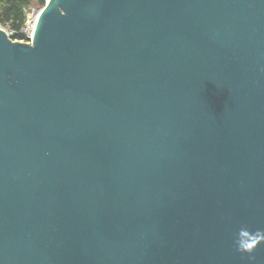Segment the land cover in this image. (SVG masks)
Masks as SVG:
<instances>
[{
  "label": "water",
  "instance_id": "obj_1",
  "mask_svg": "<svg viewBox=\"0 0 264 264\" xmlns=\"http://www.w3.org/2000/svg\"><path fill=\"white\" fill-rule=\"evenodd\" d=\"M0 264H264V0L0 27Z\"/></svg>",
  "mask_w": 264,
  "mask_h": 264
},
{
  "label": "trees",
  "instance_id": "obj_2",
  "mask_svg": "<svg viewBox=\"0 0 264 264\" xmlns=\"http://www.w3.org/2000/svg\"><path fill=\"white\" fill-rule=\"evenodd\" d=\"M46 0H0V26L14 32L13 40H23L20 33L26 24V11L32 6L42 8Z\"/></svg>",
  "mask_w": 264,
  "mask_h": 264
},
{
  "label": "built area",
  "instance_id": "obj_3",
  "mask_svg": "<svg viewBox=\"0 0 264 264\" xmlns=\"http://www.w3.org/2000/svg\"><path fill=\"white\" fill-rule=\"evenodd\" d=\"M29 14L27 13V11H26V24H25V27L23 28V30L20 32L23 36H24V39L23 40H18V41H21V42H28L29 41V39H30V37H31V35H32V30H33V26H34V22H35V19H36V15H35V17L34 18H32V19H30L29 18ZM0 27H2V26H0ZM4 28V27H3ZM5 29V31L7 32V34H8V36L10 37V38H12L13 37V35H14V32L13 31H11V30H9L8 28H4Z\"/></svg>",
  "mask_w": 264,
  "mask_h": 264
},
{
  "label": "rangeland",
  "instance_id": "obj_4",
  "mask_svg": "<svg viewBox=\"0 0 264 264\" xmlns=\"http://www.w3.org/2000/svg\"><path fill=\"white\" fill-rule=\"evenodd\" d=\"M39 9L36 6H32L28 8L27 13L30 15L29 18L32 19L35 17L36 12H38Z\"/></svg>",
  "mask_w": 264,
  "mask_h": 264
},
{
  "label": "clouds",
  "instance_id": "obj_5",
  "mask_svg": "<svg viewBox=\"0 0 264 264\" xmlns=\"http://www.w3.org/2000/svg\"><path fill=\"white\" fill-rule=\"evenodd\" d=\"M254 247H255V243H253V244H249V245L247 246V248L244 249V251L251 252V250H252Z\"/></svg>",
  "mask_w": 264,
  "mask_h": 264
}]
</instances>
